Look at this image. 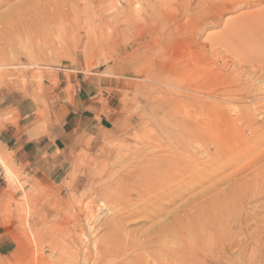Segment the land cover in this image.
I'll return each instance as SVG.
<instances>
[{"label":"rangeland","instance_id":"374dc122","mask_svg":"<svg viewBox=\"0 0 264 264\" xmlns=\"http://www.w3.org/2000/svg\"><path fill=\"white\" fill-rule=\"evenodd\" d=\"M162 1L164 7L153 13L157 4L149 0H133L131 8H127L126 0H0V133L7 132L4 137L21 139L22 136L31 141L45 136L64 117V93L73 92L74 84L84 80L100 84L101 95H110L117 107L112 132L83 136L76 133L62 142L57 152L60 156L56 177L51 181L25 178L21 168L15 165L14 152L6 143L0 144V167L7 187L0 216L6 218L14 232L11 246L0 249V264H23L37 257L40 250L30 242L41 238L63 239L70 226L83 220L84 208L92 201L89 197H95L103 182L118 179L150 159L151 143L188 145L205 135L204 142L211 145L215 143V133L220 131L226 136H221V140L217 137L223 156H241V151L255 139L248 124L239 128L241 136L238 131L235 135L227 124L216 125L214 122L225 117L224 113L234 119L247 112L260 126L259 146L246 155L247 158L244 155L238 168L246 169L254 162L259 163V168L261 163L264 165V91L254 88L248 97L233 93L222 99L204 98L210 105L206 104L203 109L174 107L179 101L196 102V94L185 90L187 88L202 85L210 90L221 88L216 77H208L206 69L209 67L214 72L233 73L246 93L250 92L246 86L251 84L264 88L260 83L264 81V56L244 62L230 44L232 36L252 30L248 28L252 23L244 27L236 21L241 18L248 21L259 14L264 2L207 1V4L212 2L215 16L209 19L210 25L201 26L186 24L191 13L175 16L179 15L185 1L192 12L203 8L206 4L203 0H196L193 5L190 0ZM212 19L217 23L212 24ZM102 33L106 37L104 47L91 48L89 39ZM172 65L175 70L170 72L167 68ZM209 150L216 163L208 159L204 148L194 156L182 157L180 167L183 168L176 174L179 178L173 174L175 177L157 182L158 192L186 184L188 177H192L191 168L206 165L208 169L221 161L213 145ZM5 165L11 169L13 177L9 176ZM234 171L231 169L223 176ZM140 179L142 177H137ZM252 190H247L245 199L240 193L231 195V199L229 196L225 205L232 209L231 233L237 231L233 226L240 219L251 224L242 237H250L257 230L259 256H263L258 264H264V189H259V193ZM202 192L206 193L205 187L194 191L183 202ZM92 203L94 212L96 210L94 221L100 226L113 219L115 210L124 207L115 199L96 198ZM143 226L130 225L132 229L129 228L139 230L137 234L141 237L151 227ZM43 253L50 257L48 248Z\"/></svg>","mask_w":264,"mask_h":264},{"label":"bare ground","instance_id":"6f19581e","mask_svg":"<svg viewBox=\"0 0 264 264\" xmlns=\"http://www.w3.org/2000/svg\"><path fill=\"white\" fill-rule=\"evenodd\" d=\"M132 1L133 0H126L127 8H131ZM149 1H154L157 4L156 6L154 5V9L152 10L153 13L160 11L165 5L164 1L162 0ZM207 1L210 0H203L202 3L205 2L206 4L202 9L192 12L185 1V4L183 7H181L179 15L175 16V18L181 14L191 13V16H189L186 21L187 25L190 23H197L201 26L210 25L209 19L215 16L214 13H212L215 9L212 5V2L207 4ZM240 1L238 0V3ZM194 2H196V0H190L192 5L195 4ZM262 2H264V0H262ZM258 13L259 14L256 12L257 15L248 20L251 22L246 20L244 21L242 18L241 20L236 21L237 23H240L241 26H244V24L246 25L247 23H252L249 25V27L247 26L252 30H249L250 32L245 31L246 34L240 33V35L237 37L232 36L234 39L232 38L230 40V44L235 47V51L240 53L244 62H249V59L253 60L254 58L259 60V56H264V8L263 11ZM159 20H161V18ZM216 21L217 20L212 19V24L217 23ZM72 38L73 41L76 40L75 37ZM105 42L106 37L103 33L99 37L97 36L96 38L89 39L91 48H94L95 46L104 47ZM191 65L189 67H191ZM189 67H185V69L190 71L188 69ZM209 68L210 69H206L208 77H216L214 79H217L221 83V88L210 90L205 88L203 85L193 89L187 88L185 90L196 94V102L191 103L189 101L186 102V104H183V101H181V103L179 101V103L174 104L176 109H189L190 107L203 109L207 103H210L207 101V103H205L204 98L205 100L222 99L223 97L230 96L233 93H235L234 95H236V93H241L248 97V95L251 96L254 88H257V90L259 89V92L264 91V88H260V86L254 87V84H251L246 86L250 89V94L246 93L245 88H240V83L242 84V82L234 77L233 73L231 75L229 72H217L218 70H216V73L213 71L214 69H211V67ZM167 70L172 72L175 69L172 65L171 67L169 66ZM252 78L253 81H256L254 80V77ZM260 83L264 85V81H260ZM209 105L207 104V106ZM174 107L173 109H175ZM246 113L242 112L234 119H231L224 113L223 115L225 117H220L219 120L214 122L216 125L227 124L235 135L237 134L236 131L240 132V136L242 135V132L239 128L243 124H248V127L251 131V136L253 139H255V141H253L254 143H251L247 149L241 151V156H237L239 154L233 156H223L222 149L220 148V141L217 140V137L221 140V136H226L220 131L215 133L217 135L214 136L215 143L211 144L214 146L215 152H217L222 158L221 161H217V164H215L216 162L214 159H212L213 157L209 152V147H211V145L208 142H204L206 140L205 135L198 138V141H194V143L188 145H181V143L180 145H174L173 143H164L162 141H159L158 143H151L152 153L150 154V159H147L145 163L136 165L132 169H129L118 179L106 180V182H103L101 185V189H98L99 192H96L97 194L95 197H89L92 201H96V198H101L103 200L115 199L119 202H122L124 207L118 209V211H112V220L103 225L101 224L102 226L95 223L96 220L94 221V217L96 216H94V213L96 210L94 212L92 208L93 203L91 201V203H89V205L84 208L85 216L83 220L79 223L77 222L78 224L74 223L72 226H70L65 237L63 235V239H58L57 237L46 239L41 238L35 243H33L34 241L30 242L39 248L40 254L37 255V257H32L31 260L28 259L23 264L260 263V260L263 258V256H259V236L257 235V230L253 231V236L250 235L252 238L249 236L246 238L242 237V235L246 233L248 229L250 230L251 224L249 225V222H246V219L245 221H241L240 219L238 223H235V226H233L237 231L235 233H231V221L229 220V215L230 210L232 209L230 205H225L228 203L227 201L229 196L231 199V195L233 194H243V198L245 199V197L248 195H246L248 189H253L252 191L258 190V193L259 189H264L263 163H261L262 166L260 165V168L258 162H254L251 167H247L246 169L244 166L238 168V165L243 161V159H245L244 157L246 155L248 156L252 154L253 150L259 146L260 142L259 134L261 133H258L260 126L257 122H255L254 116ZM191 127L193 126L191 125ZM189 128L190 127L186 126V129ZM203 148L208 155V159L215 162L213 165H210L211 167L207 169V166L203 165L202 168L198 166L191 168L189 173L192 174V177H188L190 179L186 184L178 185L175 190L170 189L166 192H158V189H156L157 182H160L162 179L167 177L172 178V176L175 177L174 175H178L177 172L182 167H180L182 157L184 158L187 155L189 157V155H193ZM217 153L216 155L218 156ZM231 169L235 170L231 175L223 176ZM5 170L10 177L14 176L12 175L13 173L9 167L6 166ZM183 172L184 171H182V173ZM137 177H142V179L137 180ZM218 177L220 178L219 180ZM177 178L179 177L177 176ZM212 182L214 183L212 184ZM203 187H205L206 193L202 192L201 194H196L188 201L183 202L186 197L190 196L194 191ZM92 194L94 195L95 193L93 192ZM243 198H238V200L240 199L242 201ZM180 202L183 203L178 205ZM236 202L235 205H237ZM171 208H173L172 211H170ZM256 213L255 215H258ZM74 218L77 219L75 215ZM252 218L253 217L251 216V219ZM137 219L143 220L139 223L138 221H134ZM255 220H257V218ZM256 223H258V221H256ZM139 224H141V226L148 224L151 226L148 230H146V233L144 232V234H142L141 237H139V234H137L139 230H131L132 228L130 227V225L133 226ZM257 226L259 225L257 224ZM101 232L102 235H100ZM26 243H28V245L30 244L29 241H26ZM260 244H262V242H260ZM45 248H48L50 257H46L45 253H43ZM235 249L236 252L233 254L232 252ZM233 256H235L236 259L235 257L233 258ZM262 261L264 262V259Z\"/></svg>","mask_w":264,"mask_h":264},{"label":"crops","instance_id":"0c3cea01","mask_svg":"<svg viewBox=\"0 0 264 264\" xmlns=\"http://www.w3.org/2000/svg\"><path fill=\"white\" fill-rule=\"evenodd\" d=\"M71 93H64L66 102L63 106L64 116L45 136L29 141L6 138L7 132L0 133V144L6 143L12 152L15 165L21 168L25 178L38 179L42 182L51 181L56 177L59 166L58 149L62 142L73 135L103 134L112 132L117 117L116 102L110 95L102 96L100 84L93 81H82L74 84ZM13 146V147H12ZM0 167V210L4 209L3 196L6 182ZM6 218L0 216V249L11 246L14 232L7 225Z\"/></svg>","mask_w":264,"mask_h":264}]
</instances>
